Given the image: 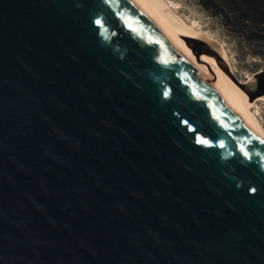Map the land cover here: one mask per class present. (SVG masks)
Here are the masks:
<instances>
[{
  "label": "water",
  "instance_id": "1",
  "mask_svg": "<svg viewBox=\"0 0 264 264\" xmlns=\"http://www.w3.org/2000/svg\"><path fill=\"white\" fill-rule=\"evenodd\" d=\"M262 142L132 1L0 0V264H264Z\"/></svg>",
  "mask_w": 264,
  "mask_h": 264
},
{
  "label": "bare ground",
  "instance_id": "2",
  "mask_svg": "<svg viewBox=\"0 0 264 264\" xmlns=\"http://www.w3.org/2000/svg\"><path fill=\"white\" fill-rule=\"evenodd\" d=\"M159 29L172 46L221 96L227 105L242 119L249 129L264 142V127L252 109L264 96H256L253 103L244 89L246 84L233 79L235 71L226 47L214 45L213 40L203 34V30L180 19L165 0H130ZM171 2V1H170ZM174 6V5H173ZM210 36V35H209ZM186 38L203 39L210 42L211 47H199ZM219 55V60L217 59ZM218 60V61H217ZM236 78V77H235ZM244 85H241V84ZM239 95L246 100L239 98ZM251 103H253L251 105Z\"/></svg>",
  "mask_w": 264,
  "mask_h": 264
},
{
  "label": "rangeland",
  "instance_id": "3",
  "mask_svg": "<svg viewBox=\"0 0 264 264\" xmlns=\"http://www.w3.org/2000/svg\"><path fill=\"white\" fill-rule=\"evenodd\" d=\"M171 9L180 15V19L193 25L197 29H201L207 38L213 40L214 45H222L226 47L229 58L235 71L237 80L248 85L249 89H256L258 73L264 71V55L255 54L251 51L256 49V46L249 44L250 51L245 48L248 44L239 39L231 32L227 31L219 22V20L211 15L197 0H165ZM171 1V2H170ZM174 5V6H173ZM210 35V36H209ZM255 51V50H254ZM261 74V73H260ZM264 79V76L261 77ZM264 96V92L262 95ZM259 97V96H258ZM239 98H246L239 95ZM256 98L253 100V103ZM251 103V105L253 104ZM257 113V117L264 127V100H258L252 107Z\"/></svg>",
  "mask_w": 264,
  "mask_h": 264
},
{
  "label": "trees",
  "instance_id": "4",
  "mask_svg": "<svg viewBox=\"0 0 264 264\" xmlns=\"http://www.w3.org/2000/svg\"><path fill=\"white\" fill-rule=\"evenodd\" d=\"M239 41L256 46L253 53L264 55V0H197ZM255 50V51H254Z\"/></svg>",
  "mask_w": 264,
  "mask_h": 264
},
{
  "label": "snow or ice",
  "instance_id": "5",
  "mask_svg": "<svg viewBox=\"0 0 264 264\" xmlns=\"http://www.w3.org/2000/svg\"><path fill=\"white\" fill-rule=\"evenodd\" d=\"M95 23H96L97 25H99V24H100V21H99V20H97ZM199 142H200V143H202V144H205V143H207V141H206V140H200ZM262 143H264V142H262ZM220 146H221V147H223V144H221ZM245 155H247V153H245Z\"/></svg>",
  "mask_w": 264,
  "mask_h": 264
}]
</instances>
